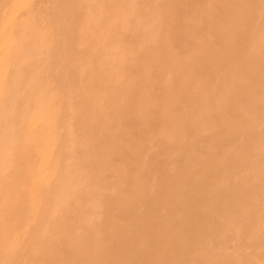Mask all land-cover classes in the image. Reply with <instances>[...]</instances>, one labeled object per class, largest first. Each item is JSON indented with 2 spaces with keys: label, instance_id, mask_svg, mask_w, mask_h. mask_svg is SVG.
<instances>
[{
  "label": "bare ground",
  "instance_id": "bare-ground-1",
  "mask_svg": "<svg viewBox=\"0 0 264 264\" xmlns=\"http://www.w3.org/2000/svg\"><path fill=\"white\" fill-rule=\"evenodd\" d=\"M0 264H264V0H0Z\"/></svg>",
  "mask_w": 264,
  "mask_h": 264
}]
</instances>
